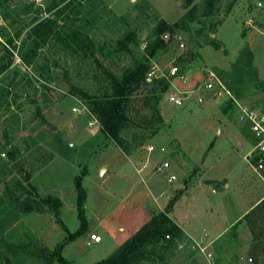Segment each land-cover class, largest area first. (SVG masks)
Masks as SVG:
<instances>
[{
	"label": "rangeland",
	"instance_id": "obj_1",
	"mask_svg": "<svg viewBox=\"0 0 264 264\" xmlns=\"http://www.w3.org/2000/svg\"><path fill=\"white\" fill-rule=\"evenodd\" d=\"M27 1H35L34 11L43 5L42 0ZM24 2L16 0L13 6L21 8ZM104 3L94 10L99 15L94 14L97 21L89 18L94 22L89 34L104 41L106 37L118 38L130 28L139 33L141 50L158 19L169 24L188 21L187 12L192 7L186 9L185 0ZM259 3L264 0H218L220 11L214 17L201 18L202 11H198L194 23L174 32L169 50L153 66L167 72L177 64L185 68L189 81L185 85L180 81L170 83V91L159 103L163 125L156 135L147 134L143 146L130 156L101 132L91 116L72 113L73 107L85 102L71 93L65 71L71 83L95 93L104 82L103 77L96 76L94 61L64 59L46 48L44 53L54 76L47 82L33 69L22 66L14 51L15 65L22 73L28 72L33 85L26 91L20 88L22 84L10 86L0 108V221L6 224L0 231V264H49V255L61 246L69 264H95L109 257L153 213L166 211L177 192L181 194L175 198L171 212L198 243L190 238L178 241L163 262L145 264H264V225L253 226L252 217L244 218L254 208L249 209L251 206L264 200V171L255 173L245 158L254 144L241 127L238 110L225 113L226 103L203 90L193 93L181 107L168 99L170 94L181 96L178 90L198 86L212 70L243 95L241 102L264 106V93H254L253 83L234 84L232 75L233 64L248 46L258 78L264 81V8ZM195 4L201 7L202 0ZM139 6L145 13L139 12ZM34 17L35 12L21 16L18 23ZM214 22L218 24L212 33L209 24ZM8 27V22L0 18V61L7 57L1 33ZM180 36L183 50L177 41ZM212 38L218 40L221 49L215 48ZM15 44L19 47L20 40ZM54 59H58V65ZM20 79L18 76L17 82ZM199 97H203V103L197 102ZM144 113L150 114V110ZM125 137L130 139L131 133H125ZM147 146L155 151L148 152ZM8 152L16 159L12 161ZM164 162L170 167L161 171ZM170 175L176 176L172 183L168 182ZM79 177L86 192L84 219L78 215ZM7 187L11 193L17 190L22 199L53 197L61 205L47 206L43 213L11 215L14 205L6 198ZM83 227L84 234L68 241ZM92 234L102 241L88 244ZM204 246L213 255L211 261L207 251L201 250ZM44 250L46 255L41 257ZM51 264L60 263L56 259Z\"/></svg>",
	"mask_w": 264,
	"mask_h": 264
},
{
	"label": "trees",
	"instance_id": "obj_2",
	"mask_svg": "<svg viewBox=\"0 0 264 264\" xmlns=\"http://www.w3.org/2000/svg\"><path fill=\"white\" fill-rule=\"evenodd\" d=\"M15 1L0 0V18L9 24L7 29L2 28L1 33V37L6 40L4 49L7 57L6 61H3L4 59L0 61V75L2 76L0 108L2 101L7 98L6 95H9L10 86L20 87L19 85L22 84L20 88L26 91L33 85L28 72L22 73L20 66L15 65V50H17L22 66L33 69L47 82H51L54 76L44 53L46 48L54 50L56 55L62 54L64 59L71 57L79 58L81 61L92 60L96 64V76L103 77L104 82L103 87L97 92L92 93L84 87L71 83L68 79V71H65L64 78L70 85L71 93L78 96L88 106L99 123L101 132L127 156L143 146L147 134L156 135L159 132V127L164 123L159 103L162 96L169 91L170 82L164 78L147 81V75L153 67L154 61L169 50L177 29L188 28L190 23L196 21L195 16L198 11H202L201 18L204 19L212 18L220 11L217 7L218 0H202L201 7L195 4L196 0H185L186 9L192 6L187 12L189 20L182 19L177 23L169 24L164 19H158L154 27L148 31L145 46L141 50L139 33L130 28L123 30L118 38L106 37L104 41L96 40L89 34L94 30V22L89 18L92 17L95 20L96 16H99L94 10L103 6L104 0H42L43 5L37 6L35 11L33 9L36 6L35 1L29 3L25 0L21 8L13 6ZM138 10L142 14L145 13L140 6ZM33 12H35V17L30 22L18 23L21 16L30 15ZM120 19L125 20L124 17ZM217 24L218 22L209 24L212 33L216 31ZM9 30H13V33L8 32ZM165 34H168L167 38L164 37ZM19 40L18 47L15 42ZM211 41L217 50L221 49L217 39L212 38ZM54 64L58 65V59H54ZM182 70L185 71V68ZM232 72L234 84L253 83L254 93H264V81L258 78V71L253 66V53L248 46L241 51L239 58L233 64ZM18 76H21V79L17 82ZM226 86L238 100L243 99V95L235 92L232 86L228 84ZM32 102L36 104L38 101L34 99ZM262 108L264 110V106ZM148 109L150 114L144 113ZM230 109H235L231 101L226 102L223 111L226 113ZM241 127L243 131L251 135L248 125L241 124ZM125 133H131V138H126ZM7 155L12 161L16 159L12 152H8ZM2 168L0 167V170ZM76 189L78 192V215L84 219L86 192L82 186L81 177L76 179ZM9 190L7 187L5 191L11 206L14 205V207H10L11 215L43 213L47 206L51 208L61 205L60 200L53 197H46L41 201L31 197L22 199V196L17 195V190L14 193ZM180 194L177 192L176 197H179ZM175 198L172 199L166 211L153 213L151 219L109 257L95 264L163 262L172 246H178V241H189V237L170 216ZM255 213L257 216H254ZM251 217L250 224L253 226L257 223L264 225V200L244 218ZM5 225V222L0 221V231ZM84 233L85 228L83 227L78 232L71 234L68 241H74ZM262 235L264 238V233ZM166 238H169V241H166ZM62 248L61 246L59 250L49 255V264L56 259L60 264H69L62 255ZM45 255V250L40 252L41 257Z\"/></svg>",
	"mask_w": 264,
	"mask_h": 264
},
{
	"label": "built area",
	"instance_id": "obj_3",
	"mask_svg": "<svg viewBox=\"0 0 264 264\" xmlns=\"http://www.w3.org/2000/svg\"><path fill=\"white\" fill-rule=\"evenodd\" d=\"M260 7L264 8V3L258 4ZM167 37V34L164 35ZM177 41L179 43L180 48L183 50L185 48V44L180 37H177ZM166 79L170 83L180 81L183 85L187 84L189 81L188 73L177 65L173 64L169 67L167 72H160L157 66H153L148 75L147 81L151 82L159 79ZM203 90L206 93L211 95V98L217 101L229 102L231 101L235 108L238 110V120L243 125H248L251 136L253 138V147L246 155V159L253 168V171L259 175L264 171V110L261 107H255L253 105L243 103L238 100L233 92L226 86V84L221 80L218 74L214 71H208L206 75L203 77V80L199 83L198 86L189 89V90H178L181 96H176L174 94L169 95V102L175 104L176 106H184V102L189 99V97L197 92ZM170 91V90H169ZM168 91V92H169ZM167 92V93H168ZM198 103H203V97H199L197 99ZM72 113L76 115H84L91 116L94 121L97 122L95 117L92 115L90 109L86 104L80 103L78 107L72 108ZM148 152H154L155 148L153 146H147ZM170 167L169 162H164L161 171ZM176 180L175 175H170L168 178V182L172 183ZM102 238L99 235L92 234L90 236V242L92 243H100ZM203 252L207 251V258L211 261L212 254L208 251V247H201Z\"/></svg>",
	"mask_w": 264,
	"mask_h": 264
},
{
	"label": "crops",
	"instance_id": "obj_4",
	"mask_svg": "<svg viewBox=\"0 0 264 264\" xmlns=\"http://www.w3.org/2000/svg\"><path fill=\"white\" fill-rule=\"evenodd\" d=\"M250 37H251V36H250ZM249 42H250V39H249ZM138 196H139V194H138L136 197L138 198ZM136 197H135V198H136ZM259 203H260V202H257V204H254V205L251 206L249 209H252L253 207H255L256 205H258ZM170 216H171L172 219L175 220V222L179 225V227H180V228L186 233V235H187L190 239H192L194 242L198 243V242H197V241H196V240H195V239H194V238L188 233V231H187L182 225H180V218L177 217V216H175L174 212H171V213H170ZM174 216L177 217V218L175 219ZM143 225H144V224H143ZM143 225H142V226H143ZM142 226H141V227H142ZM141 227H140V228H141ZM138 229H139V228H137L136 231H137ZM136 231H135V232H136ZM135 232H134V233H135ZM134 233H133V234H134ZM130 237H131V236H130ZM130 237H126V238L123 240V242H125V241H126L128 238H130ZM92 244H96V243H92ZM199 244H200V243H199ZM115 247H116V246H115ZM113 249H114V248H113ZM115 250H116V249H115ZM111 254H112V253H111Z\"/></svg>",
	"mask_w": 264,
	"mask_h": 264
},
{
	"label": "water",
	"instance_id": "obj_5",
	"mask_svg": "<svg viewBox=\"0 0 264 264\" xmlns=\"http://www.w3.org/2000/svg\"><path fill=\"white\" fill-rule=\"evenodd\" d=\"M251 20H252V16L249 15V17H248V21H251ZM102 172H103V169H102Z\"/></svg>",
	"mask_w": 264,
	"mask_h": 264
}]
</instances>
